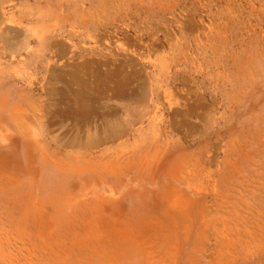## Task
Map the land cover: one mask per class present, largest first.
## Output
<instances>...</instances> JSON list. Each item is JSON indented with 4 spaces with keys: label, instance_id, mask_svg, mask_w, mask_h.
<instances>
[{
    "label": "rangeland",
    "instance_id": "obj_1",
    "mask_svg": "<svg viewBox=\"0 0 264 264\" xmlns=\"http://www.w3.org/2000/svg\"><path fill=\"white\" fill-rule=\"evenodd\" d=\"M175 231L176 264H264V0H0V264Z\"/></svg>",
    "mask_w": 264,
    "mask_h": 264
},
{
    "label": "bare ground",
    "instance_id": "obj_2",
    "mask_svg": "<svg viewBox=\"0 0 264 264\" xmlns=\"http://www.w3.org/2000/svg\"><path fill=\"white\" fill-rule=\"evenodd\" d=\"M166 198H169L168 205L171 208L177 209L178 211H180V212H182L184 214H187L190 211V208L193 207V202L192 201L189 202L188 199H184L181 196H170V197H166ZM132 224L133 223H130L128 226L126 225V229L123 231V233L122 232L121 233H115L111 237L112 238V241L115 244L119 245V247H120L121 250H123L126 246H128L129 242L136 241L137 240V238L130 231V228L132 227ZM155 224L158 225L157 222H153V225H155ZM153 228H155V227L153 226ZM176 229H178V228H176ZM189 230H190L189 227H185L184 233L187 232V231H189ZM181 234H182L181 232H177V231H175L173 234L171 233V235H170L171 236L170 237L171 244L168 247H166V245H164V248L165 247L167 248V251H164V253H165L164 254V257L161 259V260H164V264H176L177 263V259H178V256H179V253H180V250H181V247H182V242L184 241L182 238H180ZM225 234H228L226 236L224 235V237H225L224 239H225V241H226L227 244L229 243L230 246H228V249H230L231 248V245H234L235 238L231 235L233 233H229V232L226 231ZM166 235H167L166 233L161 234V236H162V238H164V240H166V238H168ZM98 243L99 242H97V244ZM152 243L153 242H149V241L145 242L144 241L143 244L145 246V245H149V244H152ZM101 246H103V245L101 244ZM154 246H155V243H154ZM102 248L103 247H101L100 252H102ZM247 248L250 249L249 247H247ZM68 249H69V245H68ZM162 250H163V248H162ZM113 252L115 253L113 255L110 254V252L105 253L104 257H106V258L103 259V261H104L105 264L107 262V260H105V259H108L109 256L110 257H115V256H118L120 254V251L113 250ZM234 252H235V250L229 251L225 255V258L224 259L227 258L226 260L229 262V259L233 256ZM95 254H96V252H93L92 251L90 257L96 260L97 257L94 256ZM61 259H62V263L67 264V261L68 260H67V253L66 252H62ZM104 263L98 261V264H104ZM225 263L226 262L222 261L219 264H225ZM111 264H116L113 259H112V263Z\"/></svg>",
    "mask_w": 264,
    "mask_h": 264
}]
</instances>
